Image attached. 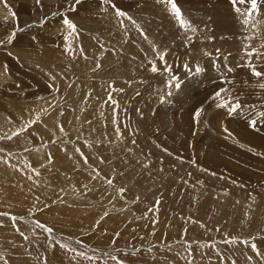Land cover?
Listing matches in <instances>:
<instances>
[{"label":"rangeland","instance_id":"1","mask_svg":"<svg viewBox=\"0 0 264 264\" xmlns=\"http://www.w3.org/2000/svg\"><path fill=\"white\" fill-rule=\"evenodd\" d=\"M172 2L0 0V264H264V0Z\"/></svg>","mask_w":264,"mask_h":264},{"label":"snow or ice","instance_id":"2","mask_svg":"<svg viewBox=\"0 0 264 264\" xmlns=\"http://www.w3.org/2000/svg\"><path fill=\"white\" fill-rule=\"evenodd\" d=\"M77 2H79V0H77ZM245 0H233V3H244ZM168 3L171 6V11L173 12L175 18L179 21L180 25L182 27L187 26L188 22L186 20H184L181 16V10L177 7V5L175 3L172 2V0H168ZM251 3V8H250V12L254 11L257 7V0H250ZM236 11H240V9L237 7ZM117 15L123 17L125 15V13L123 11L117 10ZM245 23H247L248 21L245 20ZM64 24H66L70 29L74 28V25L69 21V20H64ZM11 39V38H10ZM153 71H156V68L153 67L152 68ZM257 75H259V73H256ZM178 86V85H177ZM217 95H219V93H217ZM239 105H235L232 109H230V111H235L236 108H238ZM251 123L254 125L255 121H251ZM121 191H123V189H121Z\"/></svg>","mask_w":264,"mask_h":264},{"label":"bare ground","instance_id":"3","mask_svg":"<svg viewBox=\"0 0 264 264\" xmlns=\"http://www.w3.org/2000/svg\"><path fill=\"white\" fill-rule=\"evenodd\" d=\"M43 136V135H42ZM21 142V141H20Z\"/></svg>","mask_w":264,"mask_h":264}]
</instances>
